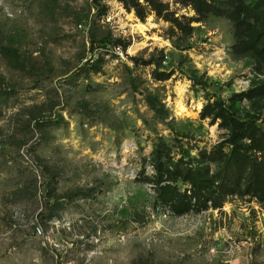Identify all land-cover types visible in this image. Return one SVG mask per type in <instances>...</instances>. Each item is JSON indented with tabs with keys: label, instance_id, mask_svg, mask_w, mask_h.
Here are the masks:
<instances>
[{
	"label": "rangeland",
	"instance_id": "1",
	"mask_svg": "<svg viewBox=\"0 0 264 264\" xmlns=\"http://www.w3.org/2000/svg\"><path fill=\"white\" fill-rule=\"evenodd\" d=\"M208 2L0 0V264H264V0Z\"/></svg>",
	"mask_w": 264,
	"mask_h": 264
},
{
	"label": "trees",
	"instance_id": "2",
	"mask_svg": "<svg viewBox=\"0 0 264 264\" xmlns=\"http://www.w3.org/2000/svg\"><path fill=\"white\" fill-rule=\"evenodd\" d=\"M194 5L195 9L200 14L201 16H205L208 13L211 12H217V9L213 6L211 2H208V0H191ZM178 20V19H173V21ZM200 20V19H199ZM186 27H189L192 29L191 22L186 25ZM181 30H185L183 27H179ZM251 45L248 42H245L243 47L246 49L249 48L248 46ZM255 47L257 50V47L255 45H252ZM249 139L251 141H254L255 135L250 134ZM259 151L264 152L263 149H259L258 147L256 148ZM248 164V165H247ZM236 168L238 171H247L249 169V181L251 187H253L255 190H263L262 184H264V179H261L260 176L262 172L264 171V161H258L256 158H250L245 157L237 165L236 167H233L232 169ZM231 169V170H232ZM163 181L157 182V186L159 187V196L163 200H169L170 202L174 203L175 209H177L178 213H186L192 208L193 204V199L197 196V191L196 189L193 190L191 194L188 193V190H186L184 193L180 190V188L177 185H174L170 180H166L164 184H162ZM213 202V206L215 208L221 206V202L217 201L215 195H210L209 197L205 198V205H207V201L210 200Z\"/></svg>",
	"mask_w": 264,
	"mask_h": 264
},
{
	"label": "bare ground",
	"instance_id": "3",
	"mask_svg": "<svg viewBox=\"0 0 264 264\" xmlns=\"http://www.w3.org/2000/svg\"><path fill=\"white\" fill-rule=\"evenodd\" d=\"M140 27H142V26H140ZM144 27V26H143Z\"/></svg>",
	"mask_w": 264,
	"mask_h": 264
}]
</instances>
